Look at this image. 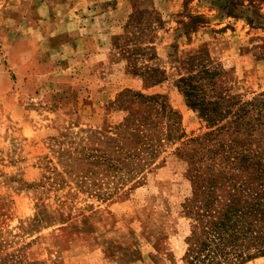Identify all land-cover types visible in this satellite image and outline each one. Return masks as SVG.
Returning a JSON list of instances; mask_svg holds the SVG:
<instances>
[{
  "label": "rangeland",
  "instance_id": "obj_1",
  "mask_svg": "<svg viewBox=\"0 0 264 264\" xmlns=\"http://www.w3.org/2000/svg\"><path fill=\"white\" fill-rule=\"evenodd\" d=\"M205 68L264 95V0H0V264H189L196 184L264 193V127L196 156L230 120L186 101Z\"/></svg>",
  "mask_w": 264,
  "mask_h": 264
},
{
  "label": "trees",
  "instance_id": "obj_2",
  "mask_svg": "<svg viewBox=\"0 0 264 264\" xmlns=\"http://www.w3.org/2000/svg\"><path fill=\"white\" fill-rule=\"evenodd\" d=\"M225 74L205 68L180 80L188 105L199 110L211 125L218 126L230 118L217 132L197 143L196 156L202 152L200 161L204 158L213 161L214 167H221L220 174L230 173L236 165L232 158L235 148L222 142L221 132L229 133L231 128L237 127L250 135L264 127V95L235 109L223 95ZM240 130L234 129L231 134L243 138ZM261 177L264 178V174ZM243 190L246 189L236 184L224 189L217 177L206 184H196V203L191 205L190 202L187 206L188 216L196 223L193 234L187 239L189 264H244L264 256V193L251 195L249 192L248 198L245 194L240 198L238 192Z\"/></svg>",
  "mask_w": 264,
  "mask_h": 264
}]
</instances>
